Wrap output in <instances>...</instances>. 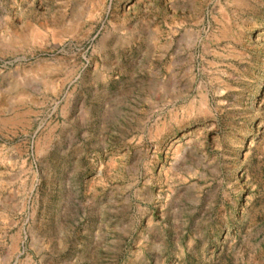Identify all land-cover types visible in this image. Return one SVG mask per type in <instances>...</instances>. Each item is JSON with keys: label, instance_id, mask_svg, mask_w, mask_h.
<instances>
[{"label": "rangeland", "instance_id": "1", "mask_svg": "<svg viewBox=\"0 0 264 264\" xmlns=\"http://www.w3.org/2000/svg\"><path fill=\"white\" fill-rule=\"evenodd\" d=\"M0 264H264V0H0Z\"/></svg>", "mask_w": 264, "mask_h": 264}]
</instances>
